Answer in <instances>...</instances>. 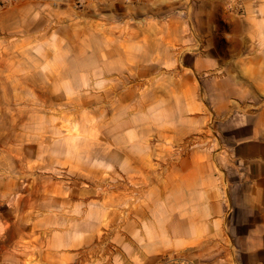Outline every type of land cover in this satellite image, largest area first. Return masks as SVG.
<instances>
[{
    "label": "rangeland",
    "instance_id": "rangeland-1",
    "mask_svg": "<svg viewBox=\"0 0 264 264\" xmlns=\"http://www.w3.org/2000/svg\"><path fill=\"white\" fill-rule=\"evenodd\" d=\"M134 36L112 32L110 48L89 26L60 49L1 51L0 264H141L152 189L190 153L229 148L233 124L175 120L137 77Z\"/></svg>",
    "mask_w": 264,
    "mask_h": 264
},
{
    "label": "crops",
    "instance_id": "crops-1",
    "mask_svg": "<svg viewBox=\"0 0 264 264\" xmlns=\"http://www.w3.org/2000/svg\"><path fill=\"white\" fill-rule=\"evenodd\" d=\"M240 1V17L230 12L231 0L0 6V54L60 49L89 26L109 37L110 48L112 32H134L122 47L138 49L137 77L170 97L168 110L181 113L175 120L210 113L233 124L227 151L190 153L152 189L156 210L146 219L155 248L141 253V264L166 255L178 264H264V0Z\"/></svg>",
    "mask_w": 264,
    "mask_h": 264
},
{
    "label": "built area",
    "instance_id": "built-area-1",
    "mask_svg": "<svg viewBox=\"0 0 264 264\" xmlns=\"http://www.w3.org/2000/svg\"><path fill=\"white\" fill-rule=\"evenodd\" d=\"M15 0H0V5H6V4H9L11 2H13ZM233 10L240 15L241 13V6L238 5L237 3H235L233 6H232ZM159 264H178V259L176 258H167V259H164L162 261L159 262Z\"/></svg>",
    "mask_w": 264,
    "mask_h": 264
}]
</instances>
